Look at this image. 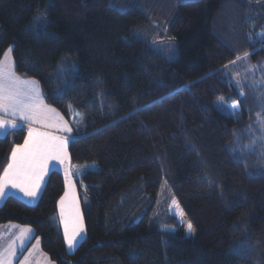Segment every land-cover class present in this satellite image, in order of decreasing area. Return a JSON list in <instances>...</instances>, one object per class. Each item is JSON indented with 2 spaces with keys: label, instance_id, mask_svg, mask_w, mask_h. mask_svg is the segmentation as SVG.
Wrapping results in <instances>:
<instances>
[{
  "label": "trees",
  "instance_id": "16d2710c",
  "mask_svg": "<svg viewBox=\"0 0 264 264\" xmlns=\"http://www.w3.org/2000/svg\"><path fill=\"white\" fill-rule=\"evenodd\" d=\"M147 20L173 36L172 58L132 32ZM10 47L78 137L85 236L66 250L55 169L36 203L4 199L0 225L32 227L53 264H264V148L250 143L264 99L239 95L230 65L264 64V0H0V58ZM25 135L0 136V173Z\"/></svg>",
  "mask_w": 264,
  "mask_h": 264
},
{
  "label": "snow or ice",
  "instance_id": "6c2138e0",
  "mask_svg": "<svg viewBox=\"0 0 264 264\" xmlns=\"http://www.w3.org/2000/svg\"><path fill=\"white\" fill-rule=\"evenodd\" d=\"M36 19L39 21L42 17ZM11 51L10 47L4 53V57L0 58V116H10L12 119H0V133L6 137L8 131H24L27 125V135L23 144L13 147L7 165L0 173V200L10 195L12 189H18L31 203L38 196L44 176L49 171L50 162H63L67 158V142L78 137L65 138L40 130L43 127L72 132V128L60 114L44 103L38 83L34 80L22 79L15 74V62L10 56ZM238 59L241 58L238 57ZM227 67L228 65H225V68ZM230 107L235 109L237 105ZM51 167L54 168L55 164ZM69 187L71 188V185ZM68 197V191L61 197L62 217H64L65 200ZM3 227L0 226V228ZM186 227L188 234L191 235L194 231L192 223L189 221ZM7 228L9 231L18 230L19 235L7 247H0V264H10L11 260L17 259V252L30 241L33 235L32 229L28 227L10 223ZM82 230L77 205L75 215L72 217L71 232L69 221L67 219L64 221V234L69 249L78 243ZM2 238L3 232H0V239ZM27 259L26 257L25 262Z\"/></svg>",
  "mask_w": 264,
  "mask_h": 264
},
{
  "label": "rangeland",
  "instance_id": "374dc122",
  "mask_svg": "<svg viewBox=\"0 0 264 264\" xmlns=\"http://www.w3.org/2000/svg\"><path fill=\"white\" fill-rule=\"evenodd\" d=\"M132 32L137 35L140 39L146 41L150 45L154 46L158 51H161L168 59L172 58L176 50V43L171 35V33L152 20L145 21L141 24H138L133 27ZM238 59L235 58L231 61L230 65L232 66L235 72L232 74V82L236 84V87L240 88L238 91L239 95H243L245 84L247 88H251L255 96H258L260 99H264V64L257 63L255 61H250L247 59L246 55L239 56ZM63 61L67 63L66 69L75 70L77 68V60L75 56H63ZM235 61V63H232ZM219 109L222 111L228 112L227 109L219 102ZM264 109V103L261 106V109L254 111L256 113L253 116L254 128L250 130V143L256 145L257 147L264 148V115H261ZM253 125V124H252ZM252 127V126H251ZM171 194L168 190H165L164 187L159 190L158 197L155 202V212L154 217H166L165 209L169 204ZM80 222L82 225V232L80 233L82 237L85 235V227L83 222V215L80 211L79 214ZM78 243L67 251H73ZM46 262L53 264L45 257ZM15 260H11L10 264H14Z\"/></svg>",
  "mask_w": 264,
  "mask_h": 264
},
{
  "label": "crops",
  "instance_id": "0c3cea01",
  "mask_svg": "<svg viewBox=\"0 0 264 264\" xmlns=\"http://www.w3.org/2000/svg\"><path fill=\"white\" fill-rule=\"evenodd\" d=\"M10 56H11V54H10ZM3 57H4V54H3ZM15 74L17 76L21 77L22 79L36 81L35 79L22 77V76L18 75L17 73H15ZM38 87H39L40 92L42 93L39 84H38ZM43 99H44V97H43ZM44 103L46 105L50 106L51 108H53L51 105H49V104L46 103L45 99H44ZM56 111L59 113L58 110H56ZM59 114L63 118V120L67 122L68 126L72 128L71 123L68 120H66L63 117V115H61V113H59ZM0 119L10 120L12 118L10 116H0ZM26 129H27V125H25V130ZM40 130L41 131H48L52 135L61 136V137H65V138H67L68 136L74 137V135H75V133L73 131V128H72V132L71 133H68L66 131H57L55 128H43V127H41ZM2 135H4V134L3 133H0V136H2ZM26 135H27V131H26ZM26 135H25V137H26ZM68 143H69V141L66 144L67 158L64 159L63 162H60V161L50 162L49 171L46 172V174L44 176V180L41 183V189H40V191L38 193L37 198L34 201H32L30 203L29 202V199L27 197H25L24 194L22 192H20L18 189H12L11 190V194L8 195V196H13L15 198H18V199L24 201L27 204H34V203H36L37 200H38V198H39V195H40V193L42 191V188L44 186V183L46 181V178H47L49 172L51 170H54V169L55 170H59L62 173L63 179H64V191H63L62 195L59 197V199L57 201V212H58V216H59V221H60V225H61V230H62V234H63L65 248L67 250H70L69 247H68L67 240L65 238V234H64V221L66 219L69 221V231L71 232L72 217L75 215V209H76V206L77 205H78V208H79V214H80V211L82 212V201H81V197H80V191L77 188L76 179L82 173L83 169L79 165H73V164L70 163L68 149H67ZM21 144H23V142ZM21 144H19V145H21ZM52 164H55V167L54 168L51 167ZM69 185H71V188L69 187ZM66 191L69 192V197L65 200L64 217H62L61 216V205H60V201H61V197L64 196V194H65ZM73 193H74V198H73ZM4 199L0 200V205L2 204V202L4 201ZM10 223L12 225H18V226H21V227L31 228L32 231H33V235L31 237L30 241L27 242L20 251L17 252V257L18 258L17 259H14L15 260V263L14 264H49L45 260L46 259L45 257H47V256L41 250L39 240H38L37 237H35V232H34L33 228L30 227V226H28V225H21V224L14 223V222H6V223H3L2 225H0V226H4L3 228H0V232H3V238L0 239V247H7V245L9 243H11L13 240H15V238L19 235V232L16 229H13V230L9 231V229L7 228V226ZM83 238L84 237H82V235L80 234V237H78V243ZM76 244L77 243H75V245ZM26 257L28 259L25 262V258Z\"/></svg>",
  "mask_w": 264,
  "mask_h": 264
}]
</instances>
